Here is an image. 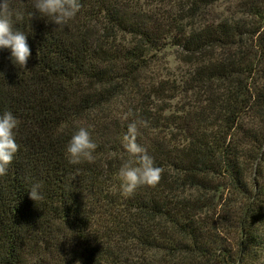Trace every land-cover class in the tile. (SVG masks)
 <instances>
[{"label": "trees", "instance_id": "16d2710c", "mask_svg": "<svg viewBox=\"0 0 264 264\" xmlns=\"http://www.w3.org/2000/svg\"><path fill=\"white\" fill-rule=\"evenodd\" d=\"M226 1L79 0L58 27L34 0H10L31 56L16 66L0 48V114L20 121L0 176V264H264V171L247 168L264 152V0L214 18ZM167 49L179 83L147 82ZM141 118L137 142L161 178L125 196L123 136ZM80 127L97 148L73 165Z\"/></svg>", "mask_w": 264, "mask_h": 264}, {"label": "clouds", "instance_id": "9594fccd", "mask_svg": "<svg viewBox=\"0 0 264 264\" xmlns=\"http://www.w3.org/2000/svg\"><path fill=\"white\" fill-rule=\"evenodd\" d=\"M34 8L51 23L64 26L81 10L79 0H34ZM34 15V14H33ZM14 19H22V13L10 5V0L0 2V48L11 50V60L16 66L25 67L31 56L28 35L14 27ZM19 119L11 112L0 114V176L6 175L12 164L19 144L16 142V130ZM138 125H146L142 118L133 120L127 125L122 146L128 153V159L122 162L117 173L121 181V191L125 196L132 195L140 186H155L162 173V168L155 164L154 158L137 142ZM97 144L92 139L91 131L80 127L73 133L66 147V155L73 165L82 160L91 161ZM42 183L34 182L29 188V197L35 202L42 201ZM78 264V262H77Z\"/></svg>", "mask_w": 264, "mask_h": 264}, {"label": "rangeland", "instance_id": "374dc122", "mask_svg": "<svg viewBox=\"0 0 264 264\" xmlns=\"http://www.w3.org/2000/svg\"><path fill=\"white\" fill-rule=\"evenodd\" d=\"M238 1V0H237ZM237 1L234 0L233 2L231 1H226L218 6H215V8L212 11V16L214 18H221V17H229L232 19V13L236 15V17H243L242 14L237 15L239 10L237 9ZM179 53L175 49H167L163 51L162 53L157 55V58H155L154 63L150 66L149 70L145 74V80L147 82H150L152 80H160L164 81L165 79H170V80H177V82L181 79L183 72H184V67L183 63L181 62V58L178 55ZM179 83V82H178ZM176 105V101H171V104ZM160 104V103H159ZM120 107V106H119ZM174 109L170 108V111H173ZM248 118V117H247ZM244 121L247 124L246 129H252L251 120L250 118L245 119ZM251 148V146H248ZM248 170V175H251L250 170L254 176V170L256 169L257 171L263 172L264 171V152L261 156V158L257 161L254 162L253 164H249L247 167ZM226 191H223V195L226 197ZM213 196V195H211ZM218 195H216V198ZM214 198L213 200H215ZM218 202V200H217Z\"/></svg>", "mask_w": 264, "mask_h": 264}]
</instances>
